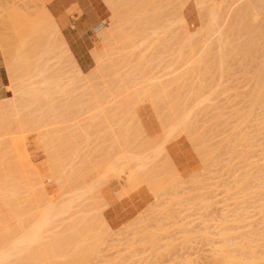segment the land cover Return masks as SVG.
<instances>
[{"label":"rangeland","instance_id":"1","mask_svg":"<svg viewBox=\"0 0 264 264\" xmlns=\"http://www.w3.org/2000/svg\"><path fill=\"white\" fill-rule=\"evenodd\" d=\"M36 1L39 4V7L36 11L35 16L33 18L25 17L26 14L24 10H27L28 12H30V10H33L36 6ZM36 1L0 0V59L6 74L7 85H9L6 88V93L10 88L18 90V94L16 96L14 104L11 107H6L0 110L1 117L8 116V122H5L4 124L7 133L3 134L5 135L3 137L4 144H2L0 147V188L2 186V188L0 189V202H3L0 203V211L4 213L3 214L2 212H0V219H2L0 222V233L6 234L5 232L8 231V233L11 232V236H13L14 239L20 238L26 233L28 226L36 224L37 220L40 221L42 211L46 208L47 204H49V201H51L54 206H61L63 204H66L68 205L67 209L70 210L66 209V212L64 213L65 215L62 214L63 216L61 215V217L58 216V218H55V220L50 223L49 227L43 229L40 232L38 240L34 242V244L28 246V250L30 253L38 257L37 259H41L43 256H45V258L48 259L47 261L49 262V264H55V262H57L58 264V261H60L59 264H64L67 261L69 262L66 264H219L214 262H216V260L218 259H216V257L222 251H228L227 253L231 256L234 255L235 259L237 260H240L242 256H246L247 260L246 258H243L245 260L241 259V262L251 261V263L256 264L259 260L260 264H262V262L264 264V242H262L264 241V184H262L264 183V99H261L264 97V10L259 9L258 13L256 11L253 19V16H250V19L252 21L251 23L249 21L248 24H251L250 30L248 28V25L247 28L245 27L249 19L246 18L247 21H245L246 19H243V17H246L247 15H244L242 17L240 16V18L244 20V22L240 20L242 23L239 22L240 18L237 17H233V21L232 19H230V21L227 22V25L230 23L231 24L224 27V29L222 30V34H224L225 31V35H222L223 38H219L220 43L218 42L219 44L223 43L222 45H225V48L228 47L226 50L222 45L216 43V40L219 41V39H216L217 35H212L211 33L209 35L211 36V38L207 37L208 34H206L207 36L205 35L204 37L203 33L205 29L200 27H202L203 25L209 27V17L207 19L209 13L206 14L208 8L206 6L205 8L207 9L204 8L205 4H201L203 5V9L202 7H200L201 5H199L200 8L197 6L196 1L199 2V0H188L187 2L186 0H106L107 2L105 0H102V2H105L103 3L107 8L108 15L106 17V21L102 23L101 27L104 26L107 29L105 30V28L102 27L104 28V30L100 31V29L102 28H99L97 34L96 32H94L92 37H90L89 39V44L91 45L90 48L96 49L92 51L91 54L96 53L98 55L103 53L99 55L100 58L102 57V60H97V58H94L96 60L93 59L95 64H100L99 66L101 68L106 69H102L103 73L101 72L100 76L99 74L97 75L98 71L95 70L100 69V67L96 68L98 67L97 65H95L96 67L93 68L90 72L82 73L81 75L79 74L81 73L79 72L80 69L78 68L76 61L70 53L69 49L66 46H61L62 44H64L63 42L62 44H57L58 42H56V39L57 41L58 38L59 40L62 39L58 37V30H50V28L45 32H43L44 30H42L44 35H48L47 38L49 41H47L46 35L44 38L43 34L41 33L42 28L39 30L40 32H36L37 29L34 30V28V31L31 30V27L36 23V19L38 20L39 17H42L47 13V16L51 18V16L45 9V5L43 4V2L41 0ZM125 1H130L131 3H127ZM208 1L203 0V2L205 3ZM109 2L115 4L113 5V7L115 6L117 7V9H119H113L115 12L111 10L112 6L111 8L108 6L110 4ZM133 2H137V4L135 3V5L138 6H140L141 4V7H135ZM200 2H202V0H200ZM112 3L110 5H112ZM12 4L19 5L22 9L10 7L9 9H6V11H3L7 5ZM122 5L127 14L124 12V10H122ZM124 5L126 6V9ZM127 5L129 7H127ZM110 10L114 12H111V15ZM173 11L176 14H173ZM188 13L193 14L195 17V21L191 24L187 21ZM200 16L202 17L200 18ZM19 17L25 19V22L22 26V28H25L24 31L22 28V30H18L17 28L13 27L12 18L17 19ZM110 17L112 19V24L109 22ZM146 19L149 20V22H145ZM51 21L44 22V26H52L53 22ZM235 21L237 22V24ZM108 23H110L109 29ZM204 23H206L207 25ZM243 23H246L245 26L243 25ZM242 25L245 28H242ZM44 26L43 28L47 27ZM229 26H231L230 28H234V30L237 26L238 31L235 30L237 31V34L235 32H232L233 29L230 30ZM239 26L241 27L239 28ZM226 28L228 31L230 30V34L226 38L228 40L227 43L224 41L225 36L228 35ZM206 29L208 30L207 33L211 32H209V28ZM243 29L248 30V32L246 30L247 33H245V35L243 34L245 32ZM239 30H242L244 32L241 33V31ZM20 32L25 35L24 40L26 41V46L23 47V49L21 48V50H24V54H26L25 56H28H23L24 60H22V64L17 62V64L20 65V68L15 67V70L10 68L8 70L6 63L7 55L5 54V52L10 50L16 51L19 49V47H17L19 41L17 34H20ZM98 32L100 33L98 34ZM101 33L106 34L104 35L106 37L111 36V38H104L103 36L105 44L102 43L103 41H101V36L99 37ZM53 36H57V38H54ZM39 38L45 48H43V51L48 52V54H43V51L37 53L40 50L39 46L32 47L33 44H38L37 39L39 40ZM109 38L110 41L106 42V39L109 40ZM118 39H120L121 42ZM33 40L35 41L33 42ZM6 41L10 44H5L7 43ZM102 44L104 45L103 49L101 47L103 46ZM59 45L62 48H60ZM63 48L65 49L63 50ZM66 50H68L69 52ZM100 50H102V52ZM29 51L32 53V55H29L31 54L28 53ZM65 51L66 55H69V53L71 55L70 62H68V56L66 57V55L63 54V52ZM98 51L101 53H99ZM105 51L108 53L106 54ZM110 52L111 55L109 54ZM35 53L37 54V56ZM2 54H4V57ZM39 54L40 56H38ZM89 54L90 52L88 51L86 56L87 61L90 63ZM108 54L109 56H107ZM110 56L112 57L110 58ZM42 57L45 58L44 61ZM94 57H96V55H94ZM123 57L128 61L126 62L127 64L124 62L125 60L122 59ZM110 59H112V62ZM71 61L72 64L74 63L73 67H71L72 64H70ZM100 61L101 63L103 61L104 64L107 63V65L109 64L108 61H110L111 63L109 64V67H106L104 64H101ZM35 62L37 63L34 65ZM23 65L25 66L24 69ZM14 66H16L15 63ZM45 66L46 68H44ZM30 67H35L38 71L41 68V74L39 76H36L35 73L37 74V70L33 71L34 69H31ZM132 68L135 70H133ZM145 68L147 70V75L142 80H145L146 82H153L155 80L163 82L172 79H178L180 81L178 82L179 84L173 83L174 85H169L170 88L167 86L166 89H169L167 90V93H165L166 90L163 93L161 92V95L155 92V94H158H156V96L158 97H156V100L155 98H153L155 96L152 97L155 103L152 101L153 99L150 100V93H140L142 94V96L145 94L146 95L143 97L141 95H138V97L141 98H137V104L134 108V112L138 121H136V119L130 115L131 112L129 113V111H126L125 109H118L119 111L117 109L115 111L112 110V118L107 115L109 119H107L106 116L104 117L106 118L105 120L103 117L102 119L100 115H96L94 113V110H90L88 112L84 111L86 110V108L91 107L92 104L95 105L96 102L98 103V100L92 101L90 97L91 94H88L89 91H87V87L91 89L95 87V89H93L94 91L96 89H98L99 91L101 89H104L100 92L104 91V93L108 95V90L111 87L114 89L112 83L117 84L121 82L123 84L126 81L124 83L126 85V83H129V77L127 76L129 73H133L136 71L138 74H146ZM29 69L32 71H30ZM125 69H128L126 74ZM203 70H205L206 72ZM113 73H115V75L117 74V78L113 75ZM187 73L188 75H186ZM119 75H121L122 78L124 77L123 80L125 81H123L122 79H120L119 81L118 78L121 77H118ZM80 76L81 78L83 77L82 80L80 79ZM111 76H113V78ZM70 79H72L71 82ZM115 79H118V81L116 82ZM73 80H75V85ZM44 81L48 82V85H45V87L54 84V82L56 83L57 81L56 86L58 87V90L55 89L56 92H51V90H49L52 89L51 87L53 85H51L49 88L46 87L49 91L47 92V90L43 88L42 83ZM66 81H69L71 85L67 84L68 82ZM49 82L51 84H49ZM59 83H61L63 86H60L61 84ZM20 86L23 87L20 88ZM56 86L54 85L53 87L55 88ZM59 86L62 87L63 90L65 89L64 91L66 93L61 90ZM64 86L66 87L64 88ZM171 86L173 88H171ZM178 86L179 90L177 91L176 89ZM34 88L36 89V91H34ZM41 88H43L42 91L39 90ZM37 90L39 95L37 93ZM22 91H24V94H22L23 96L20 95ZM30 92L32 94H37V96H33ZM91 92L92 90L90 91V93ZM100 92L96 93L97 98ZM163 94L165 100L167 99L166 101L163 97L161 98ZM147 95L148 97H146ZM174 95L176 96V98ZM159 98L160 100H158ZM255 98L257 99L255 100ZM72 99H74L75 102L71 104ZM89 100H91L92 102ZM138 100H143L142 104L141 101ZM156 101L157 103L159 101V104H157ZM139 102L141 105L139 104ZM167 102H169L170 105L169 103L167 104ZM3 106H6V104H4ZM158 107L160 108L159 110ZM75 109H78L80 113H82L80 115L81 118L85 115L86 117H84V119H80L78 122L79 124L77 125H75L74 121L64 122V118H68L72 114L74 115V112H76ZM124 110L127 113H124ZM92 111L93 114L91 113ZM83 112H85V114ZM109 112H111V110ZM64 113H67L68 117ZM186 113H188V115ZM190 113L192 114L191 117ZM185 114L186 116H184ZM180 115H183L181 116V118H188L186 119L187 125L178 126L174 130V132H171L172 134H169L170 136L168 135V140L163 143V139L165 138L168 128L178 122L177 119H181L179 118ZM96 116H98V119ZM92 118L93 120L91 121L90 119ZM112 119L115 120L113 121ZM89 120L91 122H89ZM237 121H239V123ZM165 123L170 125H167L168 127H164ZM122 124L126 125H124L125 128L124 126H122ZM232 124L235 126H231ZM128 125H130V127H128ZM139 128H141L142 130ZM87 129L89 130V132L87 131ZM93 129H96L94 130L95 132L93 131ZM228 131L231 132L230 135ZM128 132L131 135L130 140V135H128ZM131 132L135 135L131 134ZM133 136L135 137V139L132 138ZM10 139H12V143L14 144L15 148L11 146L12 143H10ZM148 139H153L155 141L151 142L153 146L151 143L149 145V141H147ZM227 139L230 141H228ZM133 140L134 142H129ZM114 143L117 144L115 145L116 151H114L115 149H112L114 147ZM121 143H123L124 145ZM120 144L122 145L121 147ZM140 144H142V147L144 145L148 146L147 149H145L146 146H144V149L146 151L143 148L139 150ZM233 145L237 146L234 147ZM131 146H134V148H132ZM123 147H126L125 151L130 152V154H132L133 152L135 154L138 152V150L140 151L138 152V156H141V158L137 161H134L136 165L133 166V168L138 167L139 165L143 168H141L143 173H141L139 176H136L132 180H129L128 182L124 181V176H126L125 170L129 166H131V163L133 164V161L128 158H123V160L118 158L117 155L124 150ZM118 148H120V151H118ZM129 148L130 150H128ZM150 149L155 151L151 150L150 152ZM157 149H160V151H158ZM69 150L70 152H67ZM94 151L95 153H97V157L95 156V154H93ZM18 152L25 153L28 162L27 165L30 164L29 166L33 167L38 174L37 180L33 179V175L31 176L30 174H27L28 167L24 166L23 164L25 161H23L22 164H19L20 162L16 157ZM49 152L52 154L51 156L48 155ZM115 152H118L116 153L117 155L115 154ZM128 152L127 154H129ZM158 152L160 154H158ZM208 152L209 154H207ZM74 153H77V155ZM112 153H114V156H111ZM79 154L80 156H82L79 157ZM152 155L154 156V158H157L155 161L154 158L151 159L153 157ZM116 156L117 159L115 158ZM142 156L147 158V163L145 162L146 159H142ZM111 158H115L116 161L118 160L117 165L114 159L112 160ZM119 160H121V164ZM124 160L127 161L125 162ZM140 160L141 162H139ZM151 160H153V162H151ZM239 160H241V162L238 163ZM225 161L228 163V166ZM99 162H103V164H106V166H104V168H100L101 166H103V164L99 166ZM136 162H139V164H137ZM125 163H128L129 165L127 164L126 166ZM7 164L8 166H6ZM108 164L110 165V168ZM122 164H124V166H122ZM148 164L150 167H148ZM113 165H115L114 168H112ZM142 165L146 166L143 167ZM261 166L262 170L259 171V167ZM8 168L9 171L7 170ZM105 168L106 171H108L107 173H109L110 171L109 175H107V173H104L106 172L104 170ZM115 168H120V171L118 170V172L121 177L117 176L118 172H115V170L117 171V169ZM124 168L125 170L123 171ZM97 170H99L101 173H99V171L97 172ZM83 171H85L86 173H83ZM122 171L124 173H121ZM2 172L4 173V175H2ZM9 173L10 175H8ZM148 174L150 176H147ZM259 175L262 179L259 177ZM140 176H142L143 179ZM107 177H113L114 179L116 178V180H110ZM246 177L248 178V180ZM136 178H138L139 180H136ZM234 178L238 181H235ZM5 179L7 180V182L5 181ZM100 179L104 180L102 181ZM107 179L110 181H107ZM146 180L148 181L145 182ZM151 180H154V183H151ZM243 180L245 182H243ZM123 181L128 185V194L124 191L126 190V186L124 187L125 183ZM99 182H102V184H106H103V187L101 183L99 184ZM141 182L145 183V185L147 184L146 186H148L149 184H151V186L149 185L148 187H146L144 184H141ZM92 183L99 184V186H97L95 189H99L100 187V190L97 189L98 191H95L94 189H92L89 194L85 193V195L88 194V197L84 194L80 195L83 192L84 186L88 187V185ZM111 183H114V186ZM244 183H246V185ZM152 184H156V186L152 187ZM237 185L241 188H238ZM8 186L12 187H10L12 191H9L10 188ZM131 186L137 188L131 189ZM4 187L5 190H3ZM128 187L130 188V191L128 190ZM156 187L157 189H155ZM152 189L158 192H155ZM240 189L243 191H241ZM244 190H246V195ZM1 191L3 192V194H1ZM6 191L7 193L11 192L13 194L12 196H14L12 199L9 198V203L6 202L7 200L5 201L3 199L5 198L4 196L8 195ZM93 191L94 193H92ZM118 191L120 192L119 194ZM121 193H123L124 195L121 196ZM226 193H229V196ZM81 196L84 197L80 198ZM237 196H240L241 198ZM244 196L247 199H245ZM69 205L71 206V208L69 207ZM5 206L8 210L5 209ZM95 207L97 209L100 208L98 212ZM104 207L106 208L103 209ZM3 208L5 210H3ZM86 209L89 210L85 211ZM100 210L102 211L100 212ZM11 212L13 216L15 215L13 219L12 215H10ZM245 214H247L249 217H247V215ZM239 217L242 218V221L238 220L240 219ZM7 219H10L11 221H8ZM223 219H227L226 222ZM90 220L95 221L89 222ZM81 222L83 224H81ZM86 222L88 223L87 225ZM242 222L246 224L242 225ZM4 223L7 224L5 225ZM92 223L97 224H94L93 227ZM99 223L100 225H98ZM225 223H227L228 225ZM2 225H5L7 227H1ZM37 225H39V223ZM80 225H86L85 230L81 229ZM88 225H91L90 228H87ZM10 226H13V228ZM4 227L7 229H4ZM76 227L78 228V230ZM91 227L92 229L97 228V230L95 229L93 232ZM234 227H236L237 229ZM221 228L223 230H221ZM88 229L90 230L88 231ZM100 229H102L103 232L101 231V233H99ZM236 230L242 231H239L237 234ZM227 231H229V233ZM81 232L83 233L82 235L80 234ZM98 233L99 235H97ZM223 233H228L230 236L232 233L234 234H232V236L230 237L229 235ZM73 234H77L79 237L77 235L76 237H74ZM100 234H102L101 237H99ZM6 235L5 237L8 236ZM224 237L226 238V240H224ZM242 238L244 240H242ZM91 241L93 242V244ZM227 242H229V245ZM239 243L240 245L237 247V249V245L235 244ZM248 244L250 246H247ZM223 245L225 246L226 250L225 248H222L224 247ZM241 245H246V247H243ZM231 246L233 247L231 248ZM77 248L79 251L76 250ZM3 249V246L0 245V253L6 250ZM64 249L69 250L65 252ZM251 249L254 252H252ZM70 250L73 251L69 254L68 252ZM229 250L233 251L230 253ZM245 253H248L249 255H246ZM250 253L251 255L253 253V255L257 258H252L250 256ZM42 254L44 255L42 256ZM39 255H41V257ZM25 259L28 261H26ZM52 259L54 261H58H55L53 263ZM211 259H213L214 261H212ZM71 261L76 262L74 263ZM6 262L8 263L2 264H39L32 261L28 253H17V255L15 254Z\"/></svg>","mask_w":264,"mask_h":264},{"label":"bare ground","instance_id":"2","mask_svg":"<svg viewBox=\"0 0 264 264\" xmlns=\"http://www.w3.org/2000/svg\"><path fill=\"white\" fill-rule=\"evenodd\" d=\"M106 1V0H105ZM112 1V0H111ZM124 1V0H123ZM188 0H186V2H187ZM194 1V0H193ZM196 1V0H195ZM205 1H208V0H205ZM104 2V1H103ZM107 2V1H106ZM125 2H127V1H125ZM124 2V3H125ZM128 2H130V1H128ZM127 2V3H128ZM210 4H209V3ZM208 2H203V0H202V2H200V0H199V2H197L196 1V4H197V6L199 7V5H201V4H205L204 5V8H205V6L208 8H205V9H207L208 11H207V13L206 14H208L209 13V15L207 16V19H208V17H209V19H208V21L210 22L209 23V27L208 26H205V25H203L202 27H200V28H204L205 29V31H204V33H203V35H204V37H205V35L206 34H208V38L210 37L211 38V36H209L211 33H212V35L214 34V35H217L216 36V39H219V38H221L222 37V35L224 36L225 35V31H224V34H222V30L224 29V27H226V26H228V25H230V24H228L227 25V22L228 21H230V19H232L233 17H237V18H240V16L242 17V16H244V15H247V16H249V17H243V19H249L248 21H247V19L245 20V21H247V24L246 23H243V25L245 26V24H246V28H247V25L249 24V21H250V23L252 22L251 21V19H250V16L252 17V19L254 18V16H255V14H256V11H257V13H258V10L259 9H262V10H264V0H219V2H218V0H209ZM105 3V2H104ZM110 4L112 3V2H109ZM115 3V2H114ZM124 3H122V4H124ZM131 3V2H130ZM134 3V5H135V3L137 4V2H133ZM108 5L110 8H111V6H112V9L111 10H113V9H115V10H118L117 9V7H113V5H115V4H113L112 3V5ZM195 4V5H196ZM107 5V4H106ZM120 5V4H119ZM126 5V4H125ZM124 5V6H125ZM129 5H131V4H129ZM133 5V4H132ZM183 5H185V4H183ZM203 5H201L200 7H202ZM210 5V6H209ZM136 6H138V5H135V7ZM209 6V7H208ZM257 6H259V7H257ZM119 7V6H118ZM127 7H129L128 5H127ZM138 7H141V4H140V6H138ZM182 7V6H181ZM180 7V8H181ZM199 7V8H200ZM197 8V7H196ZM210 8V9H209ZM258 8V9H257ZM125 9H126V6H125ZM182 9V8H181ZM181 9H180V11H181ZM202 9H203V7H202ZM204 9V10H205ZM110 10V15H111V11ZM122 10H124V7H123V5H122ZM177 10V9H176ZM175 10V11H176ZM261 10V11H262ZM114 11V10H113ZM126 10H124V12H125ZM198 11V10H197ZM115 12V11H114ZM114 12H112V13H114ZM174 12V11H173ZM199 12V11H198ZM201 12V11H200ZM126 13V12H125ZM180 13V12H179ZM182 13V12H181ZM44 14H45V12H44ZM124 14V13H123ZM127 14V13H126ZM173 14H176L175 12L173 13ZM260 15V14H259ZM261 16V15H260ZM202 16H200V18H201ZM259 17V16H258ZM264 18V17H263ZM202 19H204V18H202ZM242 18H240L239 19V22H241L240 20H242L243 22H244V20H243ZM257 19V18H256ZM52 20V18H50L49 16H47V13L44 15V16H42V17H39V19L37 20L36 19V23L31 27V30H33V28H34V30H36L37 29V31L36 32H40L39 30L41 29V33L43 34V36H44V38H45V35H44V33L43 32H45V31H47V29H49L50 28V30L51 29H54L55 31H57V28L56 27H54V26H56L55 24H54V21H51ZM123 20V19H122ZM238 20V19H237ZM258 20V19H257ZM256 20V21H257ZM48 21H51V22H53L52 23V26H47V25H45V26H47V27H45L44 26V22H48ZM149 22V20H147L146 19V21L145 22ZM207 21V22H208ZM232 21H233V19H232ZM255 21V20H254ZM17 22H18V24H17ZM25 22V19L24 18H12V23H13V27L14 28H17L18 30H22L23 29V31L25 30V28H22V26H23V23ZM111 24H112V19H111V17H110V21H109ZM123 22V21H122ZM201 22H202V20H201ZM206 22V23H207ZM236 22V21H235ZM44 23V24H43ZM110 23H108V29H109V24ZM150 23H151V21H150ZM206 23H204V24H206ZM242 23V22H241ZM53 24H54V26H53ZM146 24H148V23H146ZM232 24H234V23H232ZM236 24H237V22H236ZM257 24V23H256ZM202 25V24H201ZM207 25V24H206ZM239 25V24H238ZM237 25V26H238ZM242 25V26H243ZM43 26L45 27V28H43ZM111 26V25H110ZM205 26V27H204ZM232 26V25H231ZM231 26H229V28L231 27ZM237 26H236V28H235V30H237ZM242 27V28H245V27ZM254 26V25H253ZM54 27V28H53ZM102 27H104V26H102ZM102 27H99V28H102ZM233 27H235V26H233ZM241 26H239V28H240ZM22 28V29H21ZM99 28H98V30H99ZM105 28V30L107 29L106 27H104ZM104 28H102V29H100V31H102V30H104ZM206 28H209L210 30H209V32L210 33H207L208 32V30L206 29ZM248 28H249V30H250V28H251V24L250 25H248ZM260 28V27H259ZM199 29V28H198ZM231 29H233L234 30V28H230V30ZM33 30V31H34ZM42 30H44L43 32H42ZM49 30V31H50ZM97 30V31H98ZM196 30V29H195ZM230 30L228 31L227 30V28H226V31H227V33H228V35L227 36H225V38H224V41L227 43L228 42V40L226 39L228 36H229V32H230ZM232 30V32H237V31H233ZM244 30V29H243ZM246 30L247 29H245L244 31H242V30H239V31H241V33L242 32H244L243 34L245 35V33H247L248 32V30H247V32H246ZM201 31H202V29H201ZM256 31V30H255ZM262 31V30H261ZM195 32V31H194ZM206 32V33H205ZM249 32H251V31H249ZM254 32V31H253ZM100 32H98V34H99ZM226 33V34H227ZM256 33V32H255ZM103 33H101V35H99V37L101 36V38H102V40L101 41H103L102 43L103 44H105L104 43V38L106 37V36H104V35H106V34H103ZM237 34V33H236ZM29 35V34H28ZM27 35V36H28ZM60 34H58V37H60L61 38V36H59ZM248 35H249V33H248ZM247 35V36H248ZM252 35V34H251ZM35 36H36V34H35ZM47 36L48 35H46V38H47ZM103 36H104V38H103ZM231 36V35H230ZM17 37L19 38V41H18V44H17V47H19V49L18 50H16V51H12V52H10V53H7L6 55V63H7V67H8V70H9V68L10 69H13V70H15L14 68L16 67V68H20V65L19 64H17V62L18 63H21L22 64V60H24V57L23 56H25L26 54H24V50H21V48L23 49V47H25L26 45H25V43H26V41L24 40L25 39V35L22 33V32H20V34L18 33L17 34ZM51 37H52V35H51ZM54 38H57V36H53ZM108 37H110L111 38V36H107L106 38H108ZM110 38H109V40L108 39H106V42L107 41H110ZM119 38H120V36H119ZM223 38V37H222ZM235 38V37H234ZM49 39H50V37H49ZM226 39V40H225ZM231 39V38H230ZM250 39V38H249ZM39 40H40V38H39ZM38 39H37V43H38V45H39V43H41V46H39V47H41L42 48V46H43V48H44V45H42L43 43L41 42V40L39 41ZM119 41H120V39H118ZM121 40H122V37H121ZM208 40V39H207ZM35 40H33V42H34ZM39 41V42H38ZM45 41H46V39H45ZM47 41H49L48 40V38H47ZM223 41V40H222ZM223 41V42H224ZM56 42H58L57 44H62V39H60L59 40V38H58V41H57V39H56ZM121 42V41H120ZM220 43V39H219V41H217L216 40V43ZM36 43V44H37ZM53 43V42H52ZM51 43V44H52ZM64 43V42H63ZM218 43V44H219ZM230 43V42H229ZM228 43V44H229ZM250 43H251V41H250ZM102 44V45H103ZM127 44V43H126ZM223 44V43H222ZM222 44H219V45H222ZM34 45V44H33ZM48 45V44H47ZM218 45V46H219ZM231 45V44H230ZM35 47H36V45H34ZM60 46V45H59ZM61 46H64L65 47V45L64 44H62ZM60 46V48H62ZM223 46V45H222ZM222 46H220V47H222ZM225 46V45H224ZM223 46V47H224ZM227 46V45H226ZM233 46V45H232ZM232 46H230V47H232ZM252 46V45H251ZM102 47V49H103V47H104V45L103 46H101ZM229 47V48H230ZM234 47V46H233ZM225 48V47H224ZM227 48L228 47H226L225 49L227 50ZM45 49V48H44ZM65 48H63V50H64ZM105 49V48H104ZM59 50V49H58ZM62 50V49H61ZM60 50V51H61ZM106 50V49H105ZM234 50V49H233ZM251 50V49H250ZM41 51H43V49L41 50ZM40 50H39V52H37V53H40L41 52ZM47 51V50H46ZM66 51H68V50H66ZM66 51L65 52H63V54H65L66 53ZM94 51V50H93ZM101 52H102V50H100ZM52 52H54V51H52ZM57 52V51H56ZM69 52V51H68ZM99 52V51H98ZM101 52H99V53H101ZM28 53H31L30 51L28 52ZM105 53L107 54L108 52H106L105 51ZM23 54V55H22ZM36 54V53H35ZM43 54H45V53H43ZM47 54H48V52H47ZM68 54V53H67ZM101 54H103V53H101ZM101 54H91V56H93V59L94 58H97V60L98 59H100V60H102V57L100 58V56L99 55H101ZM110 55H111V52L109 53ZM109 54L107 55V56H109ZM119 54V53H118ZM221 54V53H220ZM3 55V57H4V54H2ZM29 55H32V53L31 54H29ZM56 55V54H55ZM66 55V54H65ZM94 55H96V57H94ZM117 55V54H116ZM125 55V54H124ZM228 55V54H227ZM247 55V54H246ZM28 56V55H27ZM27 56H25V57H27ZM36 56H37V54H36ZM38 56H40V54L38 55ZM64 56V55H63ZM62 56V57H63ZM68 56V57H67ZM71 55H70V53H69V55H66V57H67V59H68V62H70V59H71V57H70ZM99 58H98V57ZM103 56V55H102ZM106 56V55H105ZM106 56V57H107ZM50 57V56H49ZM105 57V58H106ZM112 56H110V58H111ZM116 57V56H115ZM121 57V56H120ZM128 57V56H127ZM222 57V56H221ZM29 58H30V56H29ZM43 58V57H42ZM42 58H40V59H42ZM104 58V59H105ZM108 58V57H107ZM106 58V59H107ZM135 58V57H134ZM225 58V57H224ZM32 59H33V57H32ZM44 59L45 58H43V61H44ZM59 59V58H58ZM123 60H125L124 62L126 63V62H128L127 60H126V58H122ZM203 59H205V58H203ZM34 60H35V58H34ZM94 60H96V59H94ZM111 60V62H112V59H110ZM73 61V60H72ZM72 61H71V63L70 64H72ZM122 61V60H121ZM131 61V60H130ZM65 62V61H64ZM74 62V61H73ZM98 62V61H97ZM106 62V61H105ZM109 62V64L111 63L110 61H108ZM123 62V61H122ZM183 62V61H182ZM185 62H186V60H185ZM199 62V61H198ZM261 62V61H260ZM14 63L16 64V66H14ZM27 63V62H26ZM37 62H35L34 63V65L36 64ZM62 63H63V61H62ZM66 63V62H65ZM95 63V62H94ZM100 63H101V61H100ZM125 63H123V64H125ZM262 63V62H261ZM25 64V63H24ZM74 64V63H73ZM72 64V66L71 67H73L74 65ZM101 64H104L103 63V61H102V63ZM109 64L107 65V63L106 64H104L106 67H109ZM127 64V63H126ZM17 65H19V66H17ZM95 65H97L98 67H96V66H94V68L96 67V68H99L100 66V64H95ZM104 65H103V67H104ZM27 66V65H26ZM33 66V65H32ZM102 66V65H101ZM124 66V65H123ZM123 66H121V67H123ZM261 66V65H260ZM192 67V66H191ZM196 67H198V66H196ZM25 68V66L23 65V69ZM31 68V67H30ZM44 68H46V66L44 67ZM76 68V67H75ZM113 68V67H112ZM117 68V67H116ZM129 68V67H128ZM31 69H34L33 71H36L37 69L35 68V67H32ZM39 69V68H38ZM41 69V68H40ZM40 69H39V71H40ZM102 69H105V68H101L100 67V69H95L96 71H98V73H97V75L99 74H101V72L103 71ZM130 69V68H129ZM133 69V68H132ZM140 69V68H139ZM144 69V68H143ZM148 69V68H147ZM224 69V68H223ZM21 70H22V67H21ZM30 70V69H29ZM44 70V69H43ZM42 70V71H43ZM99 70H100V72H99ZM106 70V69H105ZM104 70V71H105ZM112 70V69H111ZM124 70V69H123ZM126 70V69H125ZM133 70H135V69H133ZM136 70H138V69H136ZM142 70V69H141ZM145 70H146V68H145ZM151 70V69H150ZM206 70V69H205ZM205 70H203V71H205ZM18 71V70H17ZM16 71V72H17ZM30 71H32V70H30ZM38 70H37V74L35 73V75L36 76H39L40 74H41V71L39 72ZM95 71V72H96ZM114 71V70H113ZM127 71H128V69L126 70V72H125V74L127 73ZM140 71V70H139ZM143 71V70H142ZM187 71H189V70H187ZM190 71H191V69H190ZM197 71V70H196ZM224 71V70H223ZM10 72V71H9ZM13 72V71H12ZM79 72H81V71H79ZM108 72V71H107ZM112 72V71H111ZM141 72V71H140ZM206 72V71H205ZM19 73H21V72H19ZM24 73V72H23ZM103 73V72H102ZM106 73V72H105ZM104 73V74H105ZM109 73V72H108ZM117 73V72H116ZM120 73V72H119ZM118 73V74H119ZM124 73V72H123ZM122 73V74H123ZM129 73V72H128ZM190 73V72H189ZM13 74V73H12ZM32 74H33V72H32ZM80 75L82 74V72L81 73H79ZM121 74V75H122ZM124 74V75H125ZM24 75V74H23ZM35 75H33V76H35ZM106 75H108V74H106ZM113 75L116 77V75H115V73H113ZM121 75H119L118 77H120ZM123 75V76H124ZM147 75V70H146V74L145 73H143V74H138L136 71L135 72H133V73H129L127 76L129 77V83L127 84L126 83V85L124 84L126 81L125 80H123V78H122V76L120 77V78H118L119 79V81H120V79H122L123 81H125L123 84L120 82V83H112V86L114 87V89L112 88H110L109 90H108V95L107 94H105L104 93V91L103 92H100L101 90H104V89H101L100 91L98 90V89H96L95 91L93 90V89H95V87H93L92 89L91 88H89V87H87L88 89H87V91H89V93L88 94H91L90 95V97H91V99H92V101L93 100H95V101H97L98 100V103L96 102H94L95 103V105H93L92 103V106L91 107H89V108H86V110H84L85 112L87 111H90V110H94V113L96 114V115H100L101 116V118L103 117H106L107 115L109 116V117H111V115H112V110H118V109H125L126 111L128 110L129 111V113H130V115L132 116V117H134L135 119H136V121H138L137 120V117L135 116V112H134V108L136 107V104H137V98L138 99H140L139 97H138V95H141L142 96V94H140V93H145V92H148V93H150L151 94V96H150V100L151 99H153V98H155V100H156V94L157 93H159L160 95L166 90V92L165 93H167V90H169V89H166V87L168 86L169 87V85H171V84H173V83H178L180 80H178V79H172V80H167V81H163V82H159V81H157V80H155V81H153V82H146L145 80H142L143 78H145V76ZM186 75H188V73L186 74ZM190 75V74H189ZM197 75V74H196ZM76 76H78V75H76ZM101 76V75H100ZM103 76V75H102ZM126 76V75H125ZM126 76V77H127ZM258 76V75H257ZM74 77V76H73ZM112 78H113V76H111ZM70 78H72V77H70ZM83 78V77H82ZM82 78H81V76H80V79L82 80ZM117 78V77H116ZM74 79V78H73ZM76 79V78H75ZM118 79H115L116 80V82L118 81ZM255 79V78H254ZM257 79H258V77H257ZM68 80H69V78H68ZM71 80L72 79H70V82H71ZM111 80V79H110ZM75 80H73V82H74ZM78 81V80H77ZM114 81V80H113ZM66 82H68L67 84H70L71 85V83L69 82V81H66ZM65 82V83H66ZM79 82V81H78ZM109 82V81H108ZM127 82H128V80H127ZM183 82V81H182ZM51 83H52V81H51ZM50 82H49V84H51ZM56 83H57V81H56ZM56 83L54 82V84H51V85H55L56 86ZM64 83V82H63ZM43 88H45L46 90H47V92H49L48 91V88L51 86V85H49V86H46V87H48V88H46L45 87V85H48V82L47 81H44L43 83ZM59 84H61V83H59ZM58 84V85H59ZM179 84V83H178ZM196 84V83H195ZM205 84V83H204ZM74 85H75V82H74ZM174 85V84H173ZM172 85V86H173ZM176 85V84H175ZM263 85V84H262ZM51 87L52 89H54V90H52V89H49V90H51V92L53 91H55L56 92V90L55 89H57L58 90V87L56 86L55 88L54 87ZM60 86H63L62 84L60 85ZM59 86V87H60ZM67 86V85H66ZM66 86H64V88L66 87ZM171 86V88H173ZM261 86V85H260ZM259 86V87H260ZM23 86H20V88H22ZM110 87V86H109ZM184 87V86H183ZM189 87V86H188ZM258 87V86H257ZM19 88V89H20ZM43 88H41V89H39V90H41L42 91V89ZM61 88V90H63V88L62 87H60ZM68 88H69V86H68ZM70 88H71V86H70ZM73 88H74V86H73ZM72 88V89H73ZM102 88V87H101ZM170 88V87H169ZM38 89V88H37ZM44 89V90H45ZM254 89H256V88H254ZM28 90V89H27ZM65 90V89H64ZM63 90V91H64ZM67 90V89H66ZM85 90V89H84ZM92 90V92H93V95H92V92L90 93V91ZM174 90V89H173ZM177 91L179 90V86L177 87V89H176ZM191 90V89H190ZM29 91V90H28ZM31 91V90H30ZM33 91V90H32ZM34 91H36V89L34 88ZM40 91V92H41ZM60 91V90H59ZM58 91V92H59ZM68 91V90H67ZM86 91V92H87ZM100 92V94H99V96H98V98L96 97V93L97 92ZM200 91V90H199ZM255 91V90H254ZM259 91V90H258ZM27 92V91H26ZM46 92V91H45ZM62 92V91H61ZM65 92V91H64ZM94 92H96V93H94ZM105 92H106V90H105ZM155 92H157L156 94H155ZM162 92V93H161ZM257 92V91H256ZM31 93V92H30ZM37 93H38V90H37ZM63 93V92H62ZM66 93V92H65ZM81 93V92H80ZM85 93V92H84ZM261 93H263V92H261ZM260 93V94H261ZM17 94H18V90H15V89H9V90H7V93H6V95H3V94H1L0 93V110H2L3 108H6V107H11L13 104H14V101L16 100V96H17ZM22 94H24V91H22L21 93H20V95L21 96H23ZM32 94V93H31ZM95 94V95H94ZM150 94H148V95H150ZM153 94H155V95H153ZM170 94H171V92H170ZM200 94V93H199ZM252 94V93H251ZM264 94V93H263ZM33 96L34 95H36L37 96V94H32ZM38 95H39V93H38ZM54 95V94H53ZM65 95V94H64ZM98 95V94H97ZM146 95V94H145ZM145 95H143V96H145ZM148 95L146 96V97H148ZM158 95V94H157ZM159 95V96H160ZM167 95V94H166ZM185 95V94H184ZM257 95V94H256ZM142 96V97H143ZM153 96H155V97H153ZM175 96V95H174ZM251 96H253V95H251ZM26 97V96H25ZM25 97H23V98H25ZM44 97V96H43ZM47 97V96H46ZM153 97V98H152ZM164 98V94L161 96V98ZM166 97V96H165ZM185 97V96H184ZM194 97V96H193ZM197 97V96H196ZM22 98V99H23ZM42 98V97H41ZM49 98H50V96H49ZM67 98V97H66ZM158 98V97H157ZM175 98H176V96H175ZM190 98V97H189ZM198 98H199V96H198ZM259 98H260V96H259ZM32 99H34V98H32ZM39 99V98H38ZM51 99H52V97H51ZM50 99V100H51ZM69 99H71V98H69ZM79 99V98H78ZM257 98H255V100H256ZM261 99H264V97L263 98H261ZM29 100V99H28ZM143 100H145V99H143ZM143 100H138V101H141V104H142V101ZM148 100V99H147ZM158 100H160V98L158 99ZM164 100H165V98H164ZM167 100V99H166ZM165 100V101H166ZM187 100H189V99H187ZM191 100V99H190ZM259 100V99H258ZM257 100V101H258ZM27 101V100H26ZM62 101V100H61ZM60 101V102H61ZM89 101H91V100H89ZM91 101V102H92ZM149 101V100H148ZM147 101V102H148ZM153 102H154V99L152 100ZM169 101V100H168ZM174 101V100H173ZM178 101V100H177ZM202 101V100H201ZM32 102V101H31ZM44 102H45V100H44ZM65 102H66V100H65ZM75 101H74V99H72V101H71V104L72 103H74ZM179 102V101H178ZM68 103V102H67ZM90 103V102H89ZM152 103V102H151ZM155 103V102H154ZM156 103H157V101H156ZM163 103H164V101H163ZM169 102H167V104H168ZM250 103V102H249ZM4 104H6V106H3ZM33 104V103H32ZM31 104V105H32ZM42 104V103H41ZM44 104V103H43ZM57 104V103H56ZM70 104V105H71ZM85 104H86V102H85ZM139 104H140V102H139ZM138 104V105H139ZM140 104V105H141ZM153 104V103H152ZM151 104V105H152ZM157 104H159V101H158V103ZM171 104H173V103H171ZM187 104H188V102H187ZM254 104V103H253ZM259 104V103H258ZM30 105V104H29ZM69 105V104H68ZM88 105H90V104H88ZM112 105V106H111ZM137 105V106H138ZM169 105H170V103H169ZM181 105V104H180ZM196 105V104H195ZM256 105H257V103H256ZM82 106V105H81ZM154 106H155V104H154ZM160 106V105H159ZM248 106H249V104H248ZM66 107H68V106H66ZM71 107V106H70ZM69 107V108H70ZM174 107H175V103H174ZM47 108V107H46ZM48 108H49V106H48ZM80 108V107H79ZM155 108V107H154ZM169 108V107H168ZM183 108V107H182ZM196 108V107H195ZM67 109V108H66ZM156 109H157V107H156ZM160 108L158 107V110H159ZM162 109V108H161ZM256 109V108H255ZM261 109V108H260ZM41 110V109H40ZM43 110V109H42ZM45 110V109H44ZM111 110V112H109ZM124 110V113H127L126 111ZM169 110V109H168ZM251 110V109H250ZM262 110V109H261ZM56 111V110H55ZM74 111V110H73ZM75 111L76 112H74V115L72 114L71 116H67V113H64V114H66V116L68 117V118H64L63 119V121L65 122V121H74L75 122V125H77V124H79L78 122H79V120L80 119H84V117H86V115L85 116H82V118L80 117V115L82 114V113H80V111L78 110V109H75ZM119 111V110H118ZM156 111V110H155ZM170 111V110H169ZM198 111V110H197ZM196 111V112H197ZM45 112V111H44ZM66 112V111H65ZM71 112V111H70ZM85 112H83L84 114H85ZM160 112V111H159ZM158 112V113H159ZM249 112V111H248ZM63 113V112H62ZM68 113H69V111H68ZM75 113H77V114H75ZM92 114H93V111L91 112ZM91 113H89V114H91ZM111 113V114H110ZM115 113V112H114ZM117 113V112H116ZM121 113V112H120ZM128 113V114H129ZM161 113V112H160ZM162 113H164V112H162ZM170 113V112H169ZM168 113V114H169ZM172 113V112H171ZM184 113V112H183ZM189 113V112H188ZM188 113H186L187 115H188ZM251 113H252V111H251ZM123 114V113H122ZM121 114V115H122ZM175 114V113H174ZM186 114L184 115V116H186ZM54 115V114H53ZM61 115V114H60ZM70 115V114H69ZM88 115V114H87ZM120 115V116H121ZM158 115V114H157ZM176 115H177V113H176ZM176 115H175V117H176ZM191 113H190V117H191ZM196 115V114H195ZM95 116V115H94ZM108 116H107V119H109L108 118ZM116 116V115H115ZM124 116H126V115H124ZM160 116H162V115H160ZM163 116H164V114H163ZM168 116V115H167ZM173 116V115H172ZM171 116V117H172ZM181 116H183V115H180V117L179 118H181ZM61 117V116H60ZM93 117V116H92ZM97 117V119H98V116H96ZM123 117V116H122ZM239 117V116H238ZM247 117V116H246ZM253 117V116H252ZM264 117V116H263ZM100 118V119H101ZM102 118V119H103ZM112 118V117H111ZM125 118V117H124ZM161 118V117H160ZM245 118V117H244ZM249 118V117H248ZM256 118V117H255ZM87 119H88V117H87ZM96 119V120H97ZM106 118H104V120H105ZM165 119H166V117H165ZM173 119H174V117H173ZM173 119H171V120H173ZM186 119H188V118H186L185 117V119L184 118H181V119H177V121L178 122H176V121H174V122H176L174 125H172V126H170L169 128H168V130H167V132H166V135H165V138L163 139L164 141H163V143H165L167 140H168V138H169V134H172L171 132L173 131L174 132V130L178 127V126H185V125H187L186 124ZM251 119V118H250ZM91 121L93 120V118L92 119H90ZM89 120V122H91ZM113 120V119H112ZM115 120V119H114ZM113 120V121H114ZM121 120V119H120ZM123 120V119H122ZM168 120H169V118H168ZM176 120V119H175ZM249 120V119H248ZM253 120V119H252ZM263 120V119H262ZM87 121V120H86ZM107 121V120H106ZM125 121V120H124ZM217 121V120H216ZM219 121V120H218ZM261 121V120H260ZM5 122L7 123L8 122V116H4V117H1V113H0V147H1V145L2 144H4V139H3V137L5 136V135H3V134H5V133H7V131H6V128L4 127V124H5ZM109 122V121H108ZM112 122V121H111ZM118 122V121H117ZM127 122V121H126ZM162 122V121H161ZM167 122V121H166ZM173 122V123H174ZM238 123H239V121H237ZM241 122V121H240ZM82 123H84V122H82ZM94 123V122H93ZM97 123V122H96ZM105 123V122H104ZM215 123V122H214ZM225 123V122H224ZM237 123V124H238ZM243 123H245V122H243ZM92 124V123H91ZM111 124V123H110ZM128 124H129V121H128ZM135 124V123H134ZM236 124V123H235ZM261 124V123H260ZM82 125V124H81ZM80 125V126H81ZM85 125V124H84ZM83 125V126H84ZM119 125H120V123H119ZM125 124H122V126H124ZM168 124L167 123H165L164 124V127H168L167 126ZM248 125V124H247ZM253 125V124H252ZM93 126V125H92ZM109 126V125H108ZM126 126V125H125ZM125 126H124V128H125ZM132 126V125H131ZM136 126H137V124H136ZM231 126H235V125H231ZM128 127H130V125H128ZM139 127V126H138ZM76 128V127H75ZM86 128V127H85ZM88 128H89V124H88ZM92 128V127H91ZM96 128V127H95ZM240 128V127H239ZM80 129V128H79ZM97 129V128H96ZM96 129H93V131L94 130H96ZM134 129V128H133ZM139 129H141V128H139ZM192 129V128H191ZM234 129V128H233ZM238 129V128H237ZM248 129V128H247ZM263 129V128H262ZM91 130V129H90ZM138 130V129H137ZM142 130V129H141ZM141 130H139V131H141ZM189 130V129H188ZM193 130V129H192ZM79 131V130H78ZM87 131L89 132V130L87 129ZM129 131V130H128ZM135 131V130H134ZM187 131V130H186ZM194 131H195V129H194ZM235 131V130H234ZM237 131V130H236ZM245 131V130H244ZM69 132V131H68ZM67 132V133H68ZM95 132V131H94ZM252 132V131H251ZM71 133V132H70ZM81 133V132H80ZM127 133V132H126ZM135 133V132H134ZM140 133V132H139ZM138 133V134H139ZM191 133V132H190ZM228 133H229V135H230V133L231 132H229L228 131ZM228 133H227V135H228ZM238 133V132H237ZM69 134V133H68ZM91 134V133H90ZM131 134H133L132 132H131ZM142 134V133H141ZM189 134V133H188ZM75 135H76V132H75ZM74 135V136H75ZM127 135V134H126ZM128 135H130V133L128 132ZM133 135H135V134H133ZM169 135V136H168ZM235 135V134H234ZM241 135H242V133H241ZM79 136H80V134H79ZM87 136V135H86ZM247 136V135H246ZM65 137H67V136H65ZM78 137V136H77ZM127 137V136H126ZM241 137V136H240ZM83 138H85V137H83ZM87 138V137H86ZM133 139H135V137L133 136L132 137ZM197 138V137H196ZM199 138V137H198ZM204 138V137H203ZM229 138V137H228ZM245 138V137H244ZM7 139V138H6ZM71 139V138H70ZM73 139V138H72ZM77 139V138H76ZM131 139V135H130V138H129V140ZM190 139V138H189ZM231 139V138H230ZM237 139V138H236ZM78 140V139H77ZM82 140V139H81ZM80 140V141H81ZM101 140V139H100ZM138 140V139H137ZM208 140V139H207ZM228 140V139H227ZM245 140V139H244ZM7 141V140H6ZM72 141V140H71ZM128 141V140H127ZM147 141H149V145H150V143L151 142H155L153 139H148ZM146 141V142H147ZM228 141H230V140H228ZM232 141H233V139H232ZM9 142V141H8ZM7 142V143H8ZM64 142V141H63ZM76 142V141H75ZM79 142V141H78ZM77 142V143H78ZM97 142H99V141H97ZM115 142V141H114ZM129 142H134V140L133 141H129ZM193 142V141H192ZM221 142V141H220ZM245 142V141H244ZM10 143H12V139H10ZM61 143V142H60ZM72 143V142H71ZM123 143H124V141H123ZM123 143H121V144H123ZM126 143H128V142H126ZM126 143H125V146H126ZM140 143V142H139ZM227 143V142H226ZM230 143V142H229ZM235 143H239V142H235ZM247 143V142H246ZM253 143V142H252ZM64 144V143H63ZM113 144V143H112ZM119 144V143H118ZM120 144V147L122 146ZM130 144V143H129ZM128 144V145H129ZM136 144V143H135ZM152 144V143H151ZM206 144H208V143H206ZM221 144V143H220ZM233 144H234V142H233ZM251 144V143H250ZM115 145H117V144H115L114 143V147L112 148L114 151H116V148H115ZM124 145V144H123ZM134 145V144H133ZM139 145V144H138ZM156 145V144H155ZM164 145H166V144H164ZM222 145V144H221ZM224 145V144H223ZM226 145V144H225ZM241 145H244V144H241ZM248 145V144H247ZM11 146L13 147V148H15L14 147V144L12 143L11 144ZM68 146H69V144H68ZM130 146V145H129ZM144 146H146V145H144ZM142 147V144H140V148H139V150L140 149H144L145 147ZM152 146H153V144H152ZM204 146V145H203ZM217 146V145H216ZM230 146V145H229ZM234 146V145H233ZM235 146H237V145H235ZM234 146V147H235ZM132 147V146H131ZM136 147V146H135ZM138 147V146H137ZM147 147L148 146H146V148L145 149H147ZM222 147V146H221ZM243 147H245V146H243ZM249 147H250V145H249ZM124 148V147H123ZM126 148V147H125ZM125 148H124V150L123 151H121L118 155L116 154V153H118V152H115V154L118 156V158L119 159H122L123 160V158L125 159V158H128V159H130L131 161H133V164L131 163V166H129L126 170H125V168L123 169V171L125 170L126 171V176H124V178H125V180L124 181H129V180H132L133 178H135L136 176H139L141 173H143V171L141 170V166L139 165L138 167H135V168H133V166H135L136 164H135V162L134 161H137V160H139L140 158H141V156L139 157L138 156V152H140L139 150H138V152L137 153H135L134 154V150L132 151L133 153L132 154H130V152H128L129 154H127V152L125 151ZM132 148H134V146L132 147ZM150 148H152V147H150ZM200 148V147H199ZM228 148V147H227ZM67 149H69V148H67ZM144 149V150H145ZM161 149V148H160ZM160 149L158 150V151H160ZM230 149V148H229ZM240 149V148H239ZM249 149V148H248ZM98 150H100V149H98ZM97 150V151H98ZM122 150V149H121ZM127 150V149H126ZM128 150H130V148L128 149ZM132 150V149H131ZM136 150H137V148H136ZM151 150L152 149H150L149 151L151 152ZM156 150V151H157ZM210 150V149H209ZM213 150V149H212ZM234 150V149H233ZM235 150H236V148H235ZM253 150V149H252ZM251 150V151H252ZM110 151V150H109ZM118 151H120V148H118ZM146 151V150H145ZM152 151H155V150H152ZM215 151V150H214ZM221 151V150H220ZM238 151V150H237ZM242 151V150H241ZM245 151V150H244ZM243 151V152H244ZM248 151V150H247ZM246 151V152H247ZM264 151V150H263ZM67 152H70V150L69 151H67ZM207 152V151H206ZM211 152V151H210ZM226 152V151H225ZM224 152V153H225ZM231 152V151H230ZM239 152V151H238ZM245 152V153H246ZM78 153V152H77ZM77 153H74V154H76L77 155ZM110 153V152H109ZM142 153V152H141ZM144 153V152H143ZM215 153V152H214ZM232 153V152H231ZM256 153V152H255ZM93 154H95V156L97 155V153H95V151H94V153ZM148 154V153H147ZM150 154H152V153H150ZM155 154V153H154ZM156 154H157V152H156ZM155 154V155H156ZM158 154H160L159 152H158ZM207 154H209V152L207 153ZM218 154V153H217ZM234 154V153H233ZM237 154V153H236ZM235 154V155H236ZM247 154V153H246ZM48 155H52L50 152L48 153ZM228 155V154H227ZM232 155V154H231ZM241 155V154H240ZM261 155V154H260ZM54 156V155H53ZM71 156V155H70ZM74 156V155H73ZM82 156V155H81ZM80 156V154H79V157H81ZM111 156H114V153H112V155ZM117 156L115 157L116 159H117ZM144 156V155H143ZM142 156V159H146V163H147V158H145V157H143ZM147 156V155H146ZM151 156V155H150ZM153 156V155H152ZM158 156H160V155H158ZM234 156V155H233ZM255 156V155H254ZM18 159V161L20 162L19 164H22V162L23 161H25L23 164H24V166H27L28 167V169H27V174H30L32 177H33V179H35V180H37V177H38V174L36 173V171H35V169L33 168V167H31V166H29V165H27L28 164V162H27V158H26V156H25V153H23V152H18L17 153V156H16ZM97 157V156H96ZM157 157V156H156ZM207 157H208V155H207ZM206 157V158H207ZM228 157V156H227ZM48 158H49V156H48ZM72 158H74V157H72ZM71 158V159H72ZM115 158H113L114 159V161L116 162V165H117V161H116V159ZM154 158V156L151 158V159H153ZM210 158V157H209ZM215 158V157H214ZM230 158V157H229ZM239 158V157H238ZM253 158V157H252ZM21 159H23V160H21ZM77 159V158H76ZM112 159V158H111ZM112 159V160H113ZM141 159V160H142ZM157 158H154V161L156 160ZM227 159V158H226ZM240 159H241V157H240ZM247 159V158H246ZM260 159V158H259ZM141 160L139 161V162H141ZM143 160V161H144ZM214 160V159H213ZM229 160V159H228ZM51 161V160H50ZM87 161V160H86ZM121 160H119V162H120ZM125 161V160H124ZM123 161V162H124ZM127 161V160H126ZM125 161V162H126ZM142 161V162H143ZM169 161V160H168ZM248 161V160H247ZM255 161V160H254ZM83 162V161H82ZM115 162H113V163H115ZM139 162H136L137 164H139ZM149 162H150V160H149ZM151 162H153V160H151ZM226 162V161H225ZM230 162V161H229ZM239 162H241V160H239L238 161V163ZM52 163V162H51ZM87 163V162H86ZM101 162H99V166L100 165H102L103 164V162L100 164ZM110 163H112V162H110ZM129 163V162H128ZM127 163V164H128ZM233 163V162H232ZM247 163H249V162H247ZM264 163V162H263ZM120 164H121V162H120ZM126 164V163H125ZM127 164H126V166H127ZM145 164V163H144ZM212 164V163H211ZM225 164V163H224ZM226 164H227V166H228V163L226 162ZM11 165V164H10ZM94 165V164H93ZM96 165V164H95ZM109 165V164H108ZM129 165V164H128ZM210 165V164H209ZM215 165V164H214ZM6 166H8V164L6 165ZM5 166V167H6ZM83 166V165H82ZM85 166V165H84ZM97 166H98V164H97ZM104 166H106V164L104 165L103 164V166H101L100 168H104ZM119 166H121V165H119ZM122 166H124V164H122ZM143 167L144 166H146V165H142ZM235 166H237V165H235ZM250 166H252V165H250ZM26 167V168H27ZM87 167V166H86ZM89 167V166H88ZM115 167V165H113L112 166V168H114ZM148 167H150L149 166V164H148ZM147 167V168H148ZM210 167V166H209ZM237 167H239V166H237ZM257 167V166H256ZM99 168V169H100ZM109 168H110V165H109ZM122 168V167H121ZM146 168V167H145ZM144 168V169H145ZM155 168V167H154ZM228 168V167H227ZM246 168V167H245ZM255 168V167H254ZM258 168V167H257ZM256 168V169H257ZM260 169H259V171H261L262 169V166L261 167H259ZM79 169V168H78ZM77 169V170H78ZM115 169H117V171L115 170ZM115 169H113V170H115V172H118V170L120 171V168H115ZM143 169V168H142ZM149 169V168H148ZM242 169V168H241ZM6 170V169H5ZM4 170V171H5ZM8 171H9V168L7 169ZM105 171H106V168L104 169ZM104 170H103V172H104ZM108 170V169H107ZM147 170V169H146ZM145 170V171H146ZM150 170V169H149ZM148 170V171H149ZM225 170V169H224ZM61 171V170H60ZM80 171V170H79ZM78 171V172H79ZM81 171H82V169H81ZM87 171V170H86ZM99 170H97V172H98ZM101 171H102V169H101ZM111 171H112V169H111ZM121 172V173H124V172ZM152 171H153V169H152ZM151 171V172H152ZM230 171V170H229ZM6 172V171H5ZM15 172V171H14ZM88 172H89V170H88ZM108 171H106V172H104V173H107ZM155 172V171H154ZM233 172V171H232ZM242 172V171H241ZM3 173V172H2ZM8 173V172H7ZM11 173V172H10ZM10 173L8 174V175H10ZM62 173V172H61ZM83 173H86L85 171H83ZM99 173H101L100 171H99ZM114 173V172H113ZM112 173V174H113ZM120 173V174H121ZM145 173V172H144ZM153 173V172H152ZM156 173V172H155ZM254 173H255V171H254ZM258 173V172H257ZM256 173V174H257ZM260 173V172H259ZM6 174V173H5ZM26 174V175H27ZM103 174V173H102ZM110 174V171H109V173H107V175H109ZM118 175L117 176H119V177H121L120 175H119V172L117 173ZM151 174V173H150ZM241 174V173H240ZM248 174V173H247ZM253 174V173H252ZM2 175H4V173L2 174ZM76 175H78V174H76ZM98 175V174H97ZM107 175H105V176H107ZM123 175V174H122ZM125 175V174H124ZM142 175H144V174H142ZM246 175V174H245ZM249 175V174H248ZM261 175H262V173H261ZM13 176V175H12ZM81 176H82V174H81ZM114 176V175H113ZM147 176H150L149 174L147 175ZM238 176V175H237ZM243 176V175H242ZM250 176V175H249ZM252 176V175H251ZM3 177H5V176H3ZM9 177V176H8ZM7 177V178H8ZM85 177V176H84ZM142 179H143V177L142 176H140ZM139 177V178H140ZM259 177H260V175H259ZM108 178V177H107ZM112 178V179H111ZM118 178V177H117ZM123 178V177H122ZM150 178V177H149ZM153 178V177H152ZM195 178V177H194ZM236 178V177H235ZM234 178V179H235ZM244 178V177H243ZM247 178V177H246ZM251 178V177H250ZM261 178V177H260ZM2 179V178H1ZM11 179V178H10ZM83 179V178H82ZM108 179H110V180H113L114 178L113 177H109ZM107 179V181H110V180H108ZM138 178H136V180H137ZM145 179H148V178H145ZM199 179V178H198ZM240 179V178H239ZM258 179V178H257ZM262 179V178H261ZM260 179V180H261ZM100 180H102V179H100ZM104 180V179H103ZM102 180V181H103ZM114 180H116V178L114 179ZM135 180V179H134ZM133 180V181H134ZM139 180V179H138ZM247 180H248V178H247ZM250 180H253V179H250ZM259 180V179H258ZM264 180V179H263ZM5 181L7 182V180L5 179ZM10 181V180H9ZM123 181V182H124ZM143 181V180H142ZM148 180H146L145 182H147ZM158 181V180H157ZM235 181H238V180H236L235 179ZM0 182H1V180H0ZM106 182V181H105ZM115 182V181H114ZM118 182V181H117ZM136 182V181H135ZM154 183V180L152 181L151 180V183ZM156 182V181H155ZM241 182V181H240ZM243 182H245L244 180H243ZM250 182V181H249ZM249 182H247V183H249ZM258 182V181H257ZM261 182V181H260ZM4 183V182H3ZM102 184V182H99V184ZM108 183V182H107ZM125 183V185H124V187L126 186V190H124L125 191V193H127L128 194V192H127V184H126V182H124ZM166 183V182H165ZM233 183H234V181H233ZM236 183V182H235ZM5 184V183H4ZM9 184V183H8ZM39 184H40V182H39ZM99 184H97V183H92V184H90V185H88V187L87 186H84V188H83V192L80 194V195H85V193H90L91 192V190L92 189H94L95 191L98 189H95L97 186H99ZM104 184V183H103ZM102 184V186L104 187V185L106 184H104L103 185ZM111 184H113V186H114V183H111ZM133 184V183H132ZM141 184H144L145 185V183H142L141 182ZM201 184V183H200ZM241 184V183H240ZM243 184V183H242ZM245 185H246V183H244ZM258 184V183H257ZM262 184H264V183H262ZM10 185V184H9ZM117 185V184H116ZM130 185V184H129ZM140 185V184H139ZM138 185V186H139ZM147 185V184H146ZM145 185V186H146ZM150 186H151V184H149ZM148 185V186H149ZM154 185V186H153ZM102 186H101V188H102ZM110 186V185H109ZM112 186V185H111ZM148 186H146V187H148ZM156 186V184H152V187H155ZM164 186V185H163ZM162 186V187H163ZM233 186H234V184H233ZM238 186V185H237ZM243 186V185H242ZM249 186H251V185H249ZM9 188L11 187V186H8ZM132 187V186H131ZM136 187V186H135ZM159 187V186H158ZM166 187V186H165ZM247 187V186H246ZM245 187V188H246ZM1 188H2V186H1ZM0 188V189H1ZM12 188V187H11ZM11 188H10V190L9 191H12L11 190ZM129 188V187H128ZM134 187H132L131 189H133ZM137 188V187H136ZM136 188H134V189H136ZM161 188V187H160ZM230 188V187H229ZM238 188H241L240 186H238ZM248 188V187H247ZM252 188H253V186H252ZM260 188V187H259ZM261 188H263V187H261ZM8 189V188H7ZM25 189V188H24ZM104 189V188H103ZM155 189H157V187L155 188ZM234 189V188H233ZM249 189V188H248ZM247 189V190H248ZM250 189H251V187H250ZM3 190H5V187H4V189ZM98 190H100V187H99V189ZM97 190V191H98ZM129 191H130V188L128 189ZM152 190H154V189H152ZM241 190V189H240ZM132 191V190H131ZM155 192H158V191H156V190H154ZM160 191H161V189H160ZM235 191H237V190H235ZM241 191H243V190H241ZM246 190H244V192H245ZM253 191H255V190H253ZM2 192V191H1ZM100 192V191H99ZM226 192V191H225ZM249 192V191H248ZM250 192H251V190H250ZM6 193H7V191H6ZM11 193V192H10ZM7 193L8 195H6V196H4L5 198H3L6 202H8V200H9V198L10 199H12L14 196H12L13 194L11 193ZM44 193V192H43ZM92 193H94V191L92 192ZM120 192L118 191V194H119ZM231 193V192H230ZM238 193V192H237ZM237 193H236V195H237ZM242 193V192H241ZM261 193V192H260ZM1 194H3V192L1 193ZM10 194V195H9ZM88 194H86L85 196H87ZM106 194V193H105ZM117 194V195H118ZM227 194V193H226ZM234 194V193H233ZM244 194V193H243ZM254 194V193H253ZM253 194H252V196H253ZM122 195H124L123 193H121V196ZM228 196H229V193L227 194ZM235 195V194H234ZM245 195H246V192H245ZM3 196V195H2ZM11 196V197H10ZM115 196V195H114ZM227 196V197H228ZM250 196H251V194H250ZM43 197V196H42ZM84 197V196H83ZM82 196L80 197V198H83ZM88 197V196H87ZM91 197V196H90ZM236 197V196H235ZM234 197V198H235ZM237 197H240V196H237ZM241 198V197H240ZM242 198H243V196H242ZM244 198L245 199H247L245 196H244ZM262 198V197H261ZM258 199V198H257ZM257 199H256V201H257ZM3 200V201H4ZM42 200H43V198H42ZM262 200V199H261ZM10 201V200H9ZM33 201V200H32ZM239 201H241V200H239ZM250 201V200H249ZM254 201V200H253ZM2 202V201H1ZM0 202V203H1ZM35 202V201H34ZM238 202V201H237ZM3 203V202H2ZM9 203V202H8ZM242 203V202H241ZM5 204V203H4ZM12 204H14V203H12ZM240 204V203H239ZM238 204V205H239ZM258 204H260V203H258ZM1 205V204H0ZM6 205V204H5ZM105 205V204H104ZM242 205V204H241ZM256 205V204H255ZM264 205V204H263ZM10 206H13V205H10ZM9 206V207H10ZM67 206L68 205H66V204H63V205H61V206H54L53 205V203L51 202V201H49V204H47V206H46V208L42 211V215H41V217H40V221L39 220H37L36 221V224H34V225H32V226H28L27 227V231H26V233L24 234V235H22L20 238H16V239H14V237L13 236H11V232L10 233H8V231L7 232H5L6 234H4V233H0V245L1 246H3V248L4 249H6V250H4L3 252H1L0 253V264H2V263H8V262H6V261H8V259L9 258H11L12 256H14L15 254L17 255V253L19 254H22V253H28L29 255H30V257H31V260L32 261H34L35 263H39V264H49V262L47 261L48 259L47 258H45V256H43L44 254H42V258L39 260V259H37L38 257H36L35 255H33L32 253H30L29 252V250H28V246H30L31 244H34V242H36L37 240H38V238H39V235H40V232L43 230V229H45V228H47V227H49V225H50V223L52 222V221H54L55 220V218H58V216H60L61 217V215L62 214H64L65 212H66V209H67ZM106 206V205H105ZM245 206V205H244ZM259 206H262V205H259ZM2 207V206H1ZM6 207V206H5ZM69 207L71 208V206L69 205ZM68 207V208H69ZM103 207V206H102ZM250 207V206H249ZM255 207V206H254ZM253 207V208H254ZM88 208V207H87ZM91 208V207H90ZM93 208V207H92ZM96 208V207H95ZM106 207H104L103 209H105ZM259 208V207H258ZM264 208V207H263ZM5 209H7V207L5 208ZM4 208H3V210H5ZM12 209H14V208H12ZM85 209V208H84ZM97 209V208H96ZM100 209V208H99ZM99 209H97V212H98V210ZM242 209H244V208H242ZM255 209V208H254ZM257 209V208H256ZM260 209H261V207H260ZM2 210V209H1ZM8 210V209H7ZM67 210H70V209H67ZM87 210H89V209H86L85 211H87ZM263 210V209H262ZM14 211V210H13ZM79 211V210H78ZM83 211V210H82ZM96 211V210H95ZM102 210H100V212H101ZM249 211V210H248ZM247 211V212H248ZM0 212H2V211H0ZM10 212V211H9ZM69 212V211H68ZM96 212V213H97ZM99 212V213H100ZM240 212H241V209H240ZM256 212H257V210H256ZM259 212V211H258ZM3 213V212H2ZM77 213V212H76ZM227 213V212H226ZM225 213V214H226ZM255 213V212H254ZM260 213V212H259ZM4 214V213H3ZM98 214V213H97ZM224 214V215H225ZM242 214V213H241ZM261 214H263V213H261ZM10 215H12V212H11V214ZM65 215V214H64ZM101 215V214H100ZM238 215V214H237ZM245 215H247V214H245ZM250 215V214H249ZM1 216V215H0ZM9 216V215H8ZM15 216V215H14ZM13 215H12V219H13V217H14ZM63 216V215H62ZM96 216H98V215H96ZM227 216V215H226ZM243 216H244V214H243ZM261 216V215H260ZM10 217V216H9ZM102 217V216H101ZM247 217H249L248 215H247ZM246 217V218H247ZM263 217V216H262ZM2 218V217H1ZM93 218H94V216H93ZM100 218V217H99ZM99 218H98V220H99ZM233 218V217H232ZM238 218V217H237ZM236 218V219H237ZM240 218V217H239ZM244 218V217H243ZM252 218V217H251ZM102 219V218H101ZM100 219V220H101ZM230 219V218H229ZM242 218H240V219H238V220H241ZM245 219V218H244ZM243 219V220H244ZM262 219V218H261ZM1 220L2 219H0V222H1ZM8 220V219H7ZM7 220H5V221H7ZM10 220V219H9ZM8 220V221H9ZM57 220V219H56ZM223 220H225V222H226V220L227 219H223ZM11 221V220H10ZM69 221H71V220H69ZM78 221V220H77ZM86 221V220H85ZM95 221V220H94ZM94 221H92V220H90L89 222H94ZM103 221V220H102ZM101 221V222H102ZM242 221V220H241ZM3 222V221H2ZM12 222H13V220H12ZM73 222H74V220H73ZM72 222V223H73ZM98 222V221H97ZM100 222V221H99ZM223 222V221H222ZM240 222V221H239ZM247 222V221H246ZM39 223V225H37ZM75 223H76V221H75ZM80 223V222H79ZM104 223V222H103ZM243 223V222H242ZM241 223V224H242ZM248 223V222H247ZM252 223V222H251ZM261 223V222H260ZM3 224V223H2ZM5 225L7 224V223H4ZM68 224V223H67ZM74 224V223H73ZM81 224H83L82 222H81ZM88 223L86 222V225H87ZM90 224V223H89ZM93 224V223H92ZM94 224H97V223H94ZM94 224L92 225L93 227H94ZM225 224H227V223H225ZM228 224H229V221H228ZM227 224V225H228ZM231 224V223H230ZM235 224H236V222H235ZM244 224H246V223H243L242 225H244ZM5 225H2L1 227H3V226H5ZM37 225V226H36ZM72 225V224H71ZM86 225H80V227H81V229H84L85 230V228H86ZM98 225H100V223L98 224ZM238 225V224H237ZM240 225V224H239ZM259 225V224H258ZM91 226V225H90ZM90 226L88 225V227L87 228H90ZM221 226V225H220ZM222 226H224V225H222ZM235 226V225H234ZM5 227H7V226H5ZM4 227V229H7V228H5ZM10 227H12L13 228V226H10ZM69 227V226H68ZM75 227V226H74ZM78 227V226H77ZM76 227V228H77ZM97 227V226H96ZM241 227V226H240ZM244 227V226H243ZM247 227V226H246ZM9 228V227H8ZM79 228V227H78ZM78 228H77V230H78ZM101 228V227H100ZM103 228H104V226H103ZM234 228H236V227H234ZM233 228V229H234ZM91 229H92V227H91ZM96 230H97V228H95ZM95 229H92L93 230V232H94V230ZM99 229V228H98ZM227 229H228V227H227ZM237 229V228H236ZM90 229H88V231H89ZM106 230V229H105ZM221 230H223L222 228H221ZM264 230V229H263ZM5 231V230H4ZM73 231V230H72ZM76 231V230H75ZM82 231V230H81ZM101 231H102V229H100V232L99 233H101ZM237 231V230H236ZM240 231V230H239ZM239 231H237L236 233L238 234V232ZM242 231V230H241ZM240 231V232H241ZM103 232V231H102ZM224 232V231H223ZM228 233H229V231H227ZM232 232V231H231ZM235 232V231H234ZM79 233V232H78ZM77 233V234H78ZM84 233H85V231H84ZM99 233L97 234V235H99ZM109 233V232H108ZM226 234V233H223V234H226V235H229V234ZM75 234V233H74ZM73 234V236L74 237H76V235H74ZM81 235L83 234L82 232L80 233ZM92 234V233H91ZM95 234V233H94ZM106 234V233H105ZM222 234V233H221ZM232 234H234V233H232ZM232 234H231V236H232ZM5 235L7 236V237H5ZM71 235V234H70ZM79 235V234H78ZM77 235V236H78ZM101 235L102 234H100V236L99 237H101ZM249 235V234H248ZM247 235V236H248ZM263 235V234H262ZM261 235V236H262ZM80 236V235H79ZM78 236V237H79ZM89 236H90V234H89ZM222 236V235H221ZM230 236V235H229ZM230 236V237H231ZM244 236V235H243ZM260 236V237H261ZM57 237V236H56ZM88 237V236H87ZM226 237V236H225ZM224 237V238H225ZM229 237V238H230ZM240 237H242V236H240ZM251 237V236H250ZM97 238V237H96ZM103 238V237H102ZM228 238V237H227ZM239 238V237H238ZM244 238V237H243ZM242 238V240H244ZM255 238V237H254ZM87 239V238H86ZM98 239V238H97ZM96 239V240H97ZM236 239V238H235ZM248 239V238H247ZM253 239V238H252ZM223 240V239H222ZM224 240H226V238L224 239ZM230 240H232V239H230ZM239 240H241V239H239ZM246 240V239H245ZM249 240V239H248ZM262 240V239H261ZM67 241V240H66ZM53 242V241H52ZM73 242V241H72ZM92 242V241H91ZM222 242V241H221ZM226 242V241H225ZM224 242V243H225ZM235 242V241H234ZM237 242V241H236ZM242 242V241H241ZM262 242H264V241H262ZM48 243V242H47ZM78 243H80V242H78ZM86 243V242H85ZM228 243V245H229V242H227ZM227 243H226V245H227ZM244 243H246V242H244ZM255 243V242H254ZM92 244H93V242H92ZM95 244V243H94ZM222 244V243H221ZM232 244V243H231ZM250 244V243H249ZM247 245V246H250V245ZM263 244V243H262ZM50 245V244H49ZM235 245H237L236 246V248L240 245V243L239 244H235ZM40 246V245H39ZM224 246V245H223ZM241 246H243V245H241ZM241 246H240V248H241ZM245 247H246V245H244ZM243 246V247H244ZM252 246V245H251ZM257 246V245H256ZM68 247V246H67ZM227 247V246H226ZM233 246H231V248H232ZM242 247V248H243ZM253 247V246H252ZM2 248V247H1ZM65 248V247H64ZM221 248V247H220ZM222 248H225V246L224 247H222ZM230 248V247H229ZM234 248H235V246H234ZM248 248V247H247ZM69 249H70V247H69ZM68 249V250H69ZM91 249V248H90ZM238 249V248H237ZM246 249V248H245ZM260 249V248H259ZM65 250V249H64ZM67 249L65 250V252L66 251H68ZM76 250H78V248L76 249ZM225 250H226V248H225ZM243 250V249H242ZM253 250H255V249H253ZM2 251V250H1ZM39 251V250H38ZM40 251H41V249H40ZM73 251V250H72ZM71 250L68 252L69 254H70V252H72ZM79 251V250H78ZM230 251V250H229ZM233 251V250H232ZM232 251H230V253L232 252ZM235 251H237V250H235ZM240 251V250H239ZM251 251H252V249H251ZM250 251V252H251ZM259 251V250H258ZM48 252V251H47ZM228 252V251H227ZM227 252H224V251H222L221 253H219L218 254V256L220 255H222L220 258L217 256H215L216 257V262H214V263H219V264H253V263H251V261H249V262H241L242 260L241 259H243V258H246V256H242V258L240 259V258H238V259H240V260H237V259H235V257H234V255L233 256H231L230 254H228ZM241 252H243V251H241ZM247 252V251H246ZM252 252H254V251H252ZM40 253H42V252H40ZM67 253V254H68ZM214 253V252H213ZM212 253V254H213ZM218 253V252H217ZM1 254H3V255H1ZM68 254V255H69ZM211 254V255H212ZM246 254V253H245ZM248 254V253H247ZM246 254V255H247ZM264 254V253H263ZM67 255V256H68ZM79 255V254H78ZM236 255V254H235ZM238 255V254H237ZM241 255H244V254H241ZM249 255V254H248ZM40 257H41V255H39ZM92 256V255H91ZM250 256L252 257V258H254V257H256V256H254L253 255V253H252V255H251V253H250ZM250 256H249V258H250ZM83 257H85V256H83ZM211 257V256H210ZM214 257V258H215ZM241 257V256H240ZM248 257V256H247ZM212 258V257H211ZM248 258V259H249ZM251 258V259H252ZM257 258V257H256ZM13 259V258H12ZM69 259H70V257H69ZM260 259V258H259ZM26 260V259H25ZM53 260V259H52ZM71 260H74V259H71ZM79 260V259H78ZM85 260V259H84ZM212 261H214L213 259H211ZM218 260H219V262H218ZM243 260H245V259H243ZM246 260H247V258H246ZM26 261H28V260H26ZM55 261H58V260H55ZM54 260H53V263L55 262ZM77 261V260H76ZM75 261V262H76ZM263 261V260H262ZM59 262L60 261H58V264H59ZM69 261H67V262H65L64 264H66V263H68ZM71 262H74V261H71ZM74 262V263H75ZM78 262V261H77ZM258 264H260V262H259V260H258V262H257ZM256 263V264H257ZM27 264V263H26ZM55 264H57V262H55ZM262 264H263V262H262Z\"/></svg>","mask_w":264,"mask_h":264},{"label":"crops","instance_id":"3","mask_svg":"<svg viewBox=\"0 0 264 264\" xmlns=\"http://www.w3.org/2000/svg\"><path fill=\"white\" fill-rule=\"evenodd\" d=\"M41 1L45 5V9L47 10L48 14L51 16L52 20L54 21L56 28L65 46L69 49L80 71L82 73L90 72L95 66L91 53L93 50L96 49L90 48L91 45L89 44L90 43L89 39L90 37H92L94 32H96L97 34L98 28L101 27L104 21H106L107 19L106 17L108 15L107 8L102 2V0H41ZM35 5L36 6L34 7V9L30 10V12L23 9L26 14L25 17L33 18L35 16L36 11L39 7L37 1ZM10 7L12 8L16 7L22 9L20 8L19 5L12 4V5H7L3 11H6V9H9ZM187 21L190 24L193 23L195 21L194 15L188 13ZM5 44H10V43L7 42ZM34 45H32V47H35ZM38 46H41V44L36 45V47ZM42 49L43 46L42 48L40 47V51ZM10 51H6L5 54L10 53ZM88 51L90 52L89 54L90 63L87 61V56H86ZM43 53L47 54V52L45 51H43ZM8 86L9 85H7L4 67L2 66V62L0 59V93L6 95V88Z\"/></svg>","mask_w":264,"mask_h":264}]
</instances>
